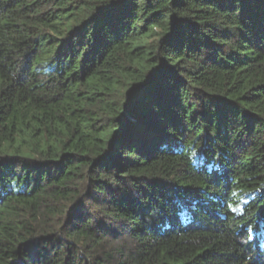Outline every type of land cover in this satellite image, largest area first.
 Here are the masks:
<instances>
[{
	"label": "trees",
	"instance_id": "16d2710c",
	"mask_svg": "<svg viewBox=\"0 0 264 264\" xmlns=\"http://www.w3.org/2000/svg\"><path fill=\"white\" fill-rule=\"evenodd\" d=\"M0 264H264V0H0Z\"/></svg>",
	"mask_w": 264,
	"mask_h": 264
}]
</instances>
